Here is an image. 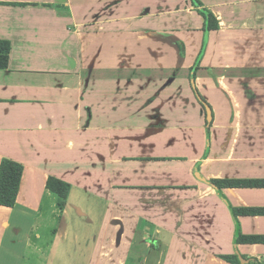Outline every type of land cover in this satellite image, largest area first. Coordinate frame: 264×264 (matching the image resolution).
Masks as SVG:
<instances>
[{"label": "crops", "instance_id": "0c3cea01", "mask_svg": "<svg viewBox=\"0 0 264 264\" xmlns=\"http://www.w3.org/2000/svg\"><path fill=\"white\" fill-rule=\"evenodd\" d=\"M201 2L0 0V264H264V0Z\"/></svg>", "mask_w": 264, "mask_h": 264}, {"label": "trees", "instance_id": "16d2710c", "mask_svg": "<svg viewBox=\"0 0 264 264\" xmlns=\"http://www.w3.org/2000/svg\"><path fill=\"white\" fill-rule=\"evenodd\" d=\"M194 6L198 9V12L204 18V27L203 31L209 33L211 31L217 30L220 27L219 20L215 13L209 8L205 7L201 0H193ZM176 44L179 47L180 55L185 56V45L179 39H176ZM11 42L9 40L0 39V70L7 69L9 67V57L11 52ZM200 67V60H197V63L191 67L190 77L196 79L197 70ZM195 91L198 89L195 87ZM199 95L201 96L200 92ZM202 98V96H201ZM205 101L204 99H202ZM201 101V100H200ZM201 103H203L201 101ZM204 105V103H203ZM24 167L22 163L15 161L13 159L4 157L0 166V205L13 207L17 202V196L19 193L22 175ZM211 185H214L217 189L221 190L223 187H230L235 185L244 184L255 185L260 182L257 181H227L214 179L209 181ZM48 187L58 196V204L60 208H63L67 204V198L70 190V184L66 181L58 179L56 177H50L48 181ZM235 214H253L252 208H238L233 209ZM259 238H255L253 235H244L241 232L237 234L236 242L237 243H254ZM225 259L234 263V264H244L238 255H223ZM244 257V256H243ZM245 258V257H244Z\"/></svg>", "mask_w": 264, "mask_h": 264}, {"label": "water", "instance_id": "95a60500", "mask_svg": "<svg viewBox=\"0 0 264 264\" xmlns=\"http://www.w3.org/2000/svg\"><path fill=\"white\" fill-rule=\"evenodd\" d=\"M192 84H193V86L195 88L196 87L195 79H192ZM197 96L204 103V106H205V109H206V112H207V120H208L209 123H211L213 121V109H212V107L206 101L202 100L203 98H201V96L199 95L198 91H197ZM119 236H121V232H120ZM239 258L244 263L248 262V260L244 259V257L242 255H239Z\"/></svg>", "mask_w": 264, "mask_h": 264}, {"label": "rangeland", "instance_id": "374dc122", "mask_svg": "<svg viewBox=\"0 0 264 264\" xmlns=\"http://www.w3.org/2000/svg\"><path fill=\"white\" fill-rule=\"evenodd\" d=\"M18 4H20V3H18ZM35 4H38V3H35ZM172 72H173V71H172ZM181 73H182V72H181ZM179 78H180V77H179ZM179 78H178V79H179ZM187 78H188V77H187ZM187 78H183V77H182V79H184L183 81H188ZM179 82H180V79H179ZM131 202H132L134 205L137 204V201H133V200H132ZM251 264H253V263H251Z\"/></svg>", "mask_w": 264, "mask_h": 264}]
</instances>
